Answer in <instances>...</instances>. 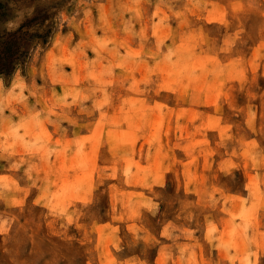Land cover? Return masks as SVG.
<instances>
[{"label": "rangeland", "instance_id": "rangeland-1", "mask_svg": "<svg viewBox=\"0 0 264 264\" xmlns=\"http://www.w3.org/2000/svg\"><path fill=\"white\" fill-rule=\"evenodd\" d=\"M0 264H264V0H0Z\"/></svg>", "mask_w": 264, "mask_h": 264}]
</instances>
